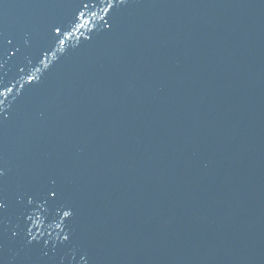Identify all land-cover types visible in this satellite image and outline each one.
<instances>
[{"label": "water", "instance_id": "1", "mask_svg": "<svg viewBox=\"0 0 264 264\" xmlns=\"http://www.w3.org/2000/svg\"><path fill=\"white\" fill-rule=\"evenodd\" d=\"M4 37L0 264H264V0H0Z\"/></svg>", "mask_w": 264, "mask_h": 264}, {"label": "snow or ice", "instance_id": "2", "mask_svg": "<svg viewBox=\"0 0 264 264\" xmlns=\"http://www.w3.org/2000/svg\"><path fill=\"white\" fill-rule=\"evenodd\" d=\"M84 7L85 8L88 7L87 3L84 4ZM83 15L84 13L81 12L80 16L76 17L73 23L78 24L80 17H82ZM84 23L86 24L88 23V21L85 20ZM80 26L82 27L83 25H80ZM52 28H54V31H55V35L52 36V39L58 40L60 44H63L64 40L61 39V36L63 35L61 27L58 25H53ZM19 51H20L19 48L14 47L12 38L4 37L3 39H0V60H4L6 57L15 56L16 54L19 53ZM2 66L3 64H0V67ZM21 71H23V69H21ZM7 91L10 92L11 89H7ZM44 196H45V203H52L55 205L61 198V192L59 191L57 187H49L48 189L45 190ZM29 203H31V201H29ZM4 207L5 205L2 202H0V209H3ZM61 211H63L64 217H67L70 215L68 211H64L63 209H61ZM12 235L15 236L16 233L13 232ZM29 235H31V230H29ZM68 239L69 238L67 236L64 237V240H68Z\"/></svg>", "mask_w": 264, "mask_h": 264}]
</instances>
